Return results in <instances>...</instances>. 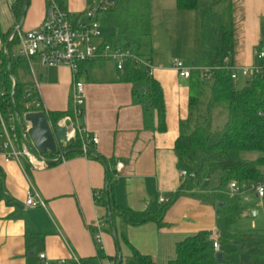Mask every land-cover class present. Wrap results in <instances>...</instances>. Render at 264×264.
<instances>
[{
  "label": "crops",
  "instance_id": "obj_1",
  "mask_svg": "<svg viewBox=\"0 0 264 264\" xmlns=\"http://www.w3.org/2000/svg\"><path fill=\"white\" fill-rule=\"evenodd\" d=\"M205 1L200 0L198 8L182 9L178 0H150L151 48L145 57L156 65L153 79L164 92L165 131L158 130L157 113L154 129L146 127L145 106L135 101L133 84L119 81V72L113 64L90 62L81 76L85 101L80 124L89 136H98L99 144L94 148L101 159L77 154L54 163L55 157L49 156L52 161L48 167L36 171L26 164L5 163L0 157L4 188L0 197V264H39L42 254H46L48 262L56 264L62 261L77 264L76 260L80 264H126L132 248L150 256L156 264H168L176 257L178 243L200 233L210 234L206 247L214 253V231L222 236L223 260L217 264H242L238 242L227 235L258 230H234L238 219L247 215L245 192L235 197L241 213L231 225L221 210L232 199L227 189L217 191L212 186L173 201L162 225L154 222L130 225L120 217L109 223L107 209L98 205L95 198L96 193L101 194L107 187L111 175L114 202L138 213L159 212L164 205L160 198L170 202L179 191L182 179L175 145L182 126L190 119L192 81L181 78L172 64L179 59L188 67L203 65L201 4ZM60 2L75 22L86 20L90 0ZM230 3L234 17L233 61L238 66H252L256 62L254 51L264 39V0H224L215 9L222 11ZM47 7V0H26L24 7L18 0H0L3 33L8 35L16 23L23 30L39 27ZM99 18L103 38L114 40L120 31L116 12L111 7ZM11 50L14 57L22 58L17 44ZM19 77L25 88L38 81L44 111L52 125L70 116L67 114L57 124L49 117L52 112L71 111L74 86L68 67H46L34 58L30 65L27 63L26 71L19 69ZM240 79L247 84L246 79ZM240 79L235 83L238 89ZM119 163L124 168L117 172ZM29 193L35 200L42 199L45 206H27Z\"/></svg>",
  "mask_w": 264,
  "mask_h": 264
},
{
  "label": "trees",
  "instance_id": "obj_2",
  "mask_svg": "<svg viewBox=\"0 0 264 264\" xmlns=\"http://www.w3.org/2000/svg\"><path fill=\"white\" fill-rule=\"evenodd\" d=\"M222 1L224 0H206L201 4L203 66L222 67L226 58L230 59V64L234 63L233 7L230 3L222 11H217L215 6ZM58 2L63 7L60 0ZM25 3L26 0H18L22 7ZM178 6L182 9L198 8L200 0H178ZM110 7L118 16L120 31L114 40L108 41L143 57L148 55L152 36L150 0H116ZM0 37L4 41L7 40L1 25ZM14 44L16 43H9L8 53H1L4 70L0 74V80L7 88V102L13 99V79H16L14 100L19 113H23L20 102L25 85L20 81L19 69L26 71L27 63L24 58L14 57L11 50ZM259 47H264V39ZM86 65L87 63L82 69ZM119 81L134 85L135 101L144 105L146 109V127L154 129L157 113L158 130L165 131L166 107L162 86L153 77L148 76L145 70L136 69L129 63L123 72H119ZM191 81L190 119L182 126L181 135L175 145L178 168L180 171H186L189 176L172 201L164 204L159 212L153 214L138 213L118 206L113 199L111 175L107 187L96 200L98 205L107 209V222L113 223L116 217H120L130 225L148 222L162 225L167 209L182 195L198 189L207 190L213 182L217 183L213 186L217 191H225L232 181L249 187L264 176V74L254 76L242 89L236 88V82L224 69L215 72L212 82H202L196 73L193 74ZM141 90H145V93H141ZM218 110L224 111L227 118L220 130L214 128ZM67 114L71 115L72 111L52 112L49 117L57 124ZM65 151L69 152L64 158L82 154L89 158L101 159L94 147H89L87 153H84L79 137L74 142L62 144L59 153ZM248 154L258 156L249 158ZM54 157L57 158L54 163L64 159H59V155ZM192 174L194 177H191ZM3 191V180L0 176V197ZM221 212L226 215L230 225L234 224L241 213L238 200L232 199ZM227 236L238 242L242 252V264H264V230H249ZM116 239L119 243L120 238L117 235ZM209 241L208 233L188 237L177 244L176 257L168 264H217L215 254L206 247ZM131 251V255L126 258V264H156L150 256L141 254L135 248Z\"/></svg>",
  "mask_w": 264,
  "mask_h": 264
},
{
  "label": "built area",
  "instance_id": "obj_3",
  "mask_svg": "<svg viewBox=\"0 0 264 264\" xmlns=\"http://www.w3.org/2000/svg\"><path fill=\"white\" fill-rule=\"evenodd\" d=\"M46 17L37 28L23 30L19 23L7 35L4 41L0 37V74L2 73L3 61L1 53H8L9 43H16L19 47L20 55L30 65L34 58H38L43 66L51 68L68 67L73 75V94L71 98L72 114L63 119L61 125L67 129V140L65 143L74 142L81 138L84 153L89 147H96L99 144L98 136H89L80 120L84 115L85 83L81 81L83 73L82 66L86 63H111L118 72H123L128 63L136 68L145 70L150 77H154L156 65L143 55L136 54L130 49H125L117 43H113L103 38L102 24L99 15L110 9L109 0H92L85 12L86 20L75 22L70 13L63 8L58 0H47ZM256 62L252 66H238L230 64V59L226 58L222 67L194 66L188 67L182 60L173 61V68L183 79L190 80L196 73L202 82H212L215 72L220 69L227 71L234 82L244 78L249 82L254 76L264 74V47H257L254 51ZM16 79H13L12 100L6 102L8 94L6 85L0 80V157L5 163L17 162L22 166L28 165L33 170H43L48 167L47 156L41 155L33 145L29 136L30 123L24 120L28 113L44 111V105L40 97V85L37 80L25 88L20 105L23 113H19L14 100ZM59 150L61 148L59 146ZM59 155V154H58ZM55 160L57 158L55 157ZM124 168L123 163H119L116 171L120 172ZM186 171H180L182 183L188 177ZM194 177V174L191 175ZM118 174L114 175V179ZM252 191L255 195L264 200V176L255 181L249 187L232 181L226 190L227 195L234 199L239 194ZM99 195L96 193L95 198ZM161 204L168 203L165 198H160ZM29 207L45 206L42 199L35 200L32 193L26 199ZM221 234L218 231L213 233V251L217 255L221 252ZM45 264L46 254L40 256ZM62 261L60 264H67ZM77 264H80L76 260Z\"/></svg>",
  "mask_w": 264,
  "mask_h": 264
},
{
  "label": "water",
  "instance_id": "obj_4",
  "mask_svg": "<svg viewBox=\"0 0 264 264\" xmlns=\"http://www.w3.org/2000/svg\"><path fill=\"white\" fill-rule=\"evenodd\" d=\"M109 2L114 4L116 0ZM141 93H145V90H141ZM24 120L31 125L29 136L41 155L49 157L59 154V159L65 157L69 151L59 153V146L67 140V129L64 125H52L45 111L28 113ZM47 160L52 161L49 158ZM216 258L218 262H222L223 254L218 253Z\"/></svg>",
  "mask_w": 264,
  "mask_h": 264
},
{
  "label": "rangeland",
  "instance_id": "obj_5",
  "mask_svg": "<svg viewBox=\"0 0 264 264\" xmlns=\"http://www.w3.org/2000/svg\"><path fill=\"white\" fill-rule=\"evenodd\" d=\"M156 2H158V0H156ZM111 26L112 24H109L108 28H110L109 30L113 32L114 30ZM15 50L16 51L18 50L17 47H15ZM244 86H245V81L243 79H240V81L238 82L239 89H242ZM214 120H215L214 128L216 130L222 129L224 124L227 121L226 114L224 113V111L218 110L216 112ZM247 156L249 158H254L258 155L248 154ZM216 184H217L216 182H213L211 186L212 187L216 186ZM198 190H201V189H198ZM215 199H219V198L215 197ZM243 199H244V207L246 209L247 215L238 219V222L235 224L234 230L238 232L239 229H251V228L258 229V230L264 229V200L256 198L252 191L245 192ZM225 200L226 198H222V201H225ZM224 249L227 250L226 245L224 246Z\"/></svg>",
  "mask_w": 264,
  "mask_h": 264
}]
</instances>
